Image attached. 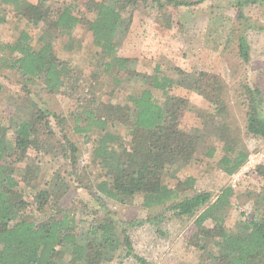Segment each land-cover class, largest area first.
<instances>
[{"label":"trees","instance_id":"obj_1","mask_svg":"<svg viewBox=\"0 0 264 264\" xmlns=\"http://www.w3.org/2000/svg\"><path fill=\"white\" fill-rule=\"evenodd\" d=\"M49 1L38 0L23 8L27 0H0V25L9 21L11 12L19 24L12 40L0 41V52L9 49L14 55L0 54V75L5 70L16 73L27 92L34 85L52 94L63 91L72 77L71 66L59 57L48 31L33 35L39 23L54 20L57 33L68 37L67 50L80 43L76 27L83 25L92 32L95 49L88 54L90 77L77 96L71 118L32 99L15 105L13 125L0 120V264H103L106 253L120 248L143 260L135 254L130 226L146 220L156 225L168 211L174 216L198 213L190 243L203 253L199 264H264V161L255 167L262 181L254 196L255 212L234 228L226 226L223 215L235 194L233 185L222 186L213 198L210 191L196 188L197 176H178L200 153L214 158L217 141L223 151L217 166L228 176L248 161L250 152L240 140L241 128L229 112L226 81L215 72L179 66L168 70L158 62L142 71L135 59L119 54L135 6L154 2L163 7V0H86L84 11L78 10L76 0L56 7ZM167 1L192 6L205 0ZM235 1L264 4V0ZM238 13L235 20L230 18L225 40L236 41L241 56L248 60L244 16L241 10ZM237 21L243 23L238 30ZM4 87L0 80V94ZM174 88L193 91L209 102L208 109L199 111L197 125H183L190 100L172 93ZM248 90L252 103L246 132L264 137L262 92L257 87ZM120 91L121 100H107ZM77 135L82 140L75 139ZM81 142L91 143V148L82 147ZM29 149L42 154L38 164H22L21 155ZM68 151L74 167L80 154L90 152L83 169L59 171L51 188L41 184L42 164L48 166L60 155L68 156ZM92 165L99 167L98 172H92ZM71 182L89 192L102 217L83 220L59 205ZM109 200L158 211L145 219L126 221L108 208ZM52 206L47 218L27 217L31 207L43 212Z\"/></svg>","mask_w":264,"mask_h":264},{"label":"rangeland","instance_id":"obj_2","mask_svg":"<svg viewBox=\"0 0 264 264\" xmlns=\"http://www.w3.org/2000/svg\"><path fill=\"white\" fill-rule=\"evenodd\" d=\"M37 1L27 0L22 6L24 8L27 3ZM68 1L50 0L49 3L56 7ZM76 1L78 10L84 11L86 0ZM163 4V7H159L154 2H150L147 6L144 3L135 6L132 10L133 22L119 54L135 59L138 69L142 71L153 68V65L158 62L168 70L179 66L186 70L203 69L215 72L226 81L230 97L229 112L237 126L241 128L240 140L246 144L250 152L248 161L236 172L239 176L234 174L228 176L217 166V160L223 153L221 142L217 141L218 149L214 158H205L200 153L198 159L181 169L178 176L179 178L189 175L197 176L196 188L210 191L213 198H216L222 186L233 185L235 194L223 215L226 218V226L234 228L255 212L254 196L262 184L261 178L255 172V167L264 161V137L249 135L245 126L247 111L251 109L252 103L248 87H257L261 90L264 111V4L258 2L236 4L235 0H205L192 6L174 5L163 0ZM238 10L243 13L244 34L250 46L248 60L241 56L236 41L226 42L225 40L231 24L230 18L235 20L239 14ZM8 18L7 23L0 25V41L12 40L18 31L17 17L11 12ZM53 22L54 20H48L39 23L35 26L33 35L36 38L37 33L42 30L46 33L48 31L54 39L59 57L71 66L72 77L59 93L52 94L41 85L31 86V92H27L20 87V77L16 73L9 70L3 71L0 80L6 87L0 94V120L9 125L17 121L13 113L15 105L20 100L28 103L34 99L50 111L62 114L65 118H71L77 96L90 77L88 54L95 49L92 45V32L83 25L76 27L74 33L80 43H76L73 49L67 50L64 43L68 37L57 33ZM236 23L237 30L243 27L240 21ZM0 54L14 56L9 49L3 50ZM172 93L186 96L190 100L191 108L184 111L183 125L188 127L197 125L200 119L199 111L208 109L209 102L199 94L183 88H174ZM122 94L123 91H120L107 100L119 101ZM11 134L12 128L9 131V135ZM75 139L79 141L82 137L77 135ZM80 144L82 147L91 148V143L81 142ZM69 154H71L70 151L68 156L60 155L48 166L42 164L41 184L45 183L51 188L59 171L62 174H68L76 171L77 168H82L90 152L84 151L80 154L77 167H74ZM41 156L39 152L29 149L21 155L24 161L22 164L29 162L36 165L41 160ZM250 157H253L251 162H249ZM91 168L92 172L99 170L97 165H92ZM169 180L171 183L176 181V179ZM71 184V190L62 197L59 205L62 208L71 209L78 218L83 220L102 217L103 212L96 213L98 205L89 192L77 182H71ZM26 199L30 201L31 197ZM107 204L116 217L126 221L145 219L149 217V214L158 211V208L145 209L139 206V203L120 205L109 200ZM53 208L54 206L39 212L31 207L27 217L40 221L47 218ZM197 215L198 213L174 216L172 211H168L156 225L146 220L140 225L130 226L128 233L135 254L143 260H139L134 255H127L126 249L120 248L106 253L103 264H199L203 253L190 243L191 237L197 231L195 222ZM206 224L212 225L210 221Z\"/></svg>","mask_w":264,"mask_h":264},{"label":"built area","instance_id":"obj_3","mask_svg":"<svg viewBox=\"0 0 264 264\" xmlns=\"http://www.w3.org/2000/svg\"><path fill=\"white\" fill-rule=\"evenodd\" d=\"M251 161H253V157H250V160H249V162H251ZM245 166V165H244ZM234 176H239V174H234ZM236 179V178H235ZM235 179H233V181H235Z\"/></svg>","mask_w":264,"mask_h":264}]
</instances>
